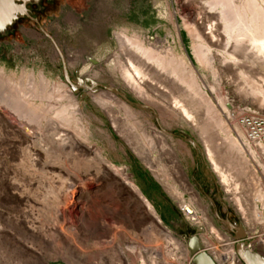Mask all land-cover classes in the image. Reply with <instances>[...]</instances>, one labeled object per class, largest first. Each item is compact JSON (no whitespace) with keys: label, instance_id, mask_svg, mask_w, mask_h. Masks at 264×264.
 Returning a JSON list of instances; mask_svg holds the SVG:
<instances>
[{"label":"rangeland","instance_id":"obj_1","mask_svg":"<svg viewBox=\"0 0 264 264\" xmlns=\"http://www.w3.org/2000/svg\"><path fill=\"white\" fill-rule=\"evenodd\" d=\"M191 1L56 0L39 24L52 34L61 48L71 78L76 69L79 76L114 85L135 100L142 101L126 86L112 64L114 54L129 52L128 43L120 37L121 31L128 35L138 34L151 48H157L156 51L163 54L172 51L178 59L193 66L198 86L204 92H191L189 101L200 125L208 123L210 126L204 136L211 141L208 140L218 165L216 168L208 161L206 164L210 168L203 170L204 176L208 181L216 179L218 195L230 215L242 223L244 229H252L256 221L255 217L250 218L252 209L249 208L255 193H264V165L243 141L234 117L239 107L246 105L264 113V68L259 67L262 55L255 53L246 42L237 47H233V43L226 44L225 37L220 35L221 28H209L214 21L212 18L207 20L204 32L209 39L207 55L214 73L198 66L185 29L187 23L193 22ZM230 51L234 52V59L227 57ZM59 66L58 56L35 24L28 22L21 33L0 39V264H141L136 250L151 248L154 244L161 249L166 245L167 240L154 230L161 233L168 230L176 238L173 239L183 244L187 257L183 263L187 264L191 256L181 233L192 232L195 227H200L197 235L203 247L206 248L205 241H209L217 246L218 253L228 252L213 227L207 200L189 182L194 157L189 144L161 132L149 113L126 103L133 116L127 113L128 118L123 115L126 117L121 119L116 111L121 114L126 111L118 103L119 109L101 106L92 99L91 93L95 92L91 91L79 98L82 90L77 93L70 90ZM149 66L151 74L166 76L174 89L186 88L172 73L152 61ZM20 75L25 79L24 91L16 96L14 90L17 88L9 81ZM47 84L50 87L53 84L56 98L54 95L49 98L41 89ZM37 88L43 95L35 94ZM67 89L70 96L65 94ZM57 93L75 98L79 115L73 125H77V132L55 118V109L66 101ZM113 95L115 100L123 102ZM151 100L164 108L159 100L153 97ZM33 103L36 108L25 116L26 108ZM149 104L155 109L162 127L176 134L189 132L203 149L201 134L187 121ZM109 124L126 145L113 138ZM144 128L147 132L154 130L162 139L144 133ZM234 139L240 145L236 151L231 150ZM240 161L246 171L242 175L236 169ZM133 167L137 168V173ZM221 171L227 179L222 178ZM147 172L158 182L155 185L158 193L149 190L142 180L140 175ZM120 174H126L139 191L145 186L149 194L140 192L152 205L159 223ZM165 185L175 186L177 193L170 192ZM176 194L192 202L198 216L202 210L205 222L197 224L189 219L180 208ZM258 202H255L257 206ZM166 204L180 213L165 210ZM156 205L168 212L170 222L162 220ZM215 224L225 229L223 223ZM150 231L153 237L149 236ZM205 250L217 264H223L213 252ZM159 259V264H165L163 256ZM167 260L177 264L173 256Z\"/></svg>","mask_w":264,"mask_h":264},{"label":"bare ground","instance_id":"obj_2","mask_svg":"<svg viewBox=\"0 0 264 264\" xmlns=\"http://www.w3.org/2000/svg\"><path fill=\"white\" fill-rule=\"evenodd\" d=\"M191 2L193 4V7L191 8V11H190V19L193 22L192 24L187 23L185 25V29L190 37V47L195 57L196 64L198 66L207 68V70H209L211 73H214V67L211 64V58L207 55V51L209 49L207 45L208 43L207 40L209 39H207L208 38L207 33L204 32V28L207 23V20H210L213 18L214 21L210 23L209 28H211L212 26L216 28H221L222 31L220 35H223L225 37V41H226L225 43L226 44L233 43V47H237L243 42H246L247 45H249V47L253 49V51L255 50V53H260L262 55V57L260 58L262 60L259 63V67L261 69L264 68V0H192ZM209 13H213V16H210ZM210 33L213 35L212 30H210ZM120 37H122L126 41V43H128L129 52L126 54L123 53V55H120V53L114 54L112 64L114 65V67H116L119 70L123 80L126 82V86L135 94L136 97H138L139 99H142V102L147 103V104L153 103L159 109L161 108L165 111L167 110V112L170 111V113H173L174 115L180 117L185 122L187 121L195 130H197L201 134V137H202L201 141H203V144H204L203 149H204L206 158L212 165H214V167L217 168L218 165L213 157L212 144L208 142V140L210 141V139L209 138L207 139V136H204V134H206L208 131L209 124L205 123L203 125H200L201 122L197 120L198 117L195 114L193 105L189 101V97L191 98V94H190L191 92H196V93L198 92L197 94L201 92L203 94L204 92L198 86L197 77H196L194 69L192 68L193 66L191 67L190 65L186 64L184 61L178 59V57L175 55L176 53L174 54L172 51L170 53H164V54L160 50L156 51L157 48L156 49L151 48V46H149L150 44L145 43L141 39L142 37L140 38L138 34L128 35L126 32L121 31ZM226 54H227V57H229L230 59L232 58L234 59V52L230 51ZM151 61L155 63L158 67L167 70L169 73H172L175 79H177L182 84H184L186 88H184L183 90L182 89L176 90L173 88V86L171 87L169 85V82L166 76H163L162 74L160 75L158 73L151 74L150 66H149V62ZM66 64H67V61H66ZM80 71L82 72V70ZM22 76L23 75L18 76V78H12L9 81L11 86L17 88L14 90L16 96L17 94L19 95L23 93L24 91V88L22 89V84L24 83L25 79ZM31 76H33V74H31ZM170 83L173 85V82H170ZM44 87L45 88H41V89H43V91L45 90L46 96H48L49 98L50 96L54 95V93H56L55 89L53 88V84H52V87L48 86V84ZM41 89L39 90L40 92H41ZM39 91L37 88L35 91V94L39 93ZM60 93L59 94L57 93L59 98L61 99L65 98L66 101H64V103H62V106H59L58 109H55L53 114L55 115V118L57 117L59 119L61 124L73 127V129H75L77 132L78 131L77 125H73V121L78 117L77 115H79V108L76 103V100L75 98H70L67 96L69 95L67 94L69 93V90L68 92L65 93L67 95L65 94L63 95V93L60 95ZM39 94H42V93H39ZM91 97L94 101L96 100V102L101 104V106L106 105V106H111L114 108L117 107L119 109L118 105H116V103H118L120 107H123L124 111H126L125 113L123 112L122 114L120 113L121 111H118V110L116 111L117 112L116 114L117 115L119 114L118 116L121 117V119L125 118L127 116L126 115L127 113L129 114L131 113V111L127 108L125 103L121 101L119 102V100L117 101V99L116 100L114 99V95L112 93L99 91V92L91 93ZM151 97L159 100L164 105L165 109L163 107H160L157 103L152 102ZM31 102H33V100ZM35 108H36V105H34L33 103L32 106H28V109L26 108L27 111L25 110L26 113H23V114L26 116L30 113V111H33ZM139 114H141V112ZM113 115L115 114L113 113ZM123 115H126V116L124 117ZM131 115L133 116L132 113ZM207 119L210 120L209 118ZM112 121L113 123H115L116 118L113 119ZM136 122L138 123V125H140L139 120ZM131 125H133V122ZM224 127H221L222 128L221 130H224ZM142 131H144V133L147 132L145 128ZM223 132H225V130ZM147 133H149L152 136L153 135L159 136V137L161 136L160 134L155 133L154 130L151 132H147ZM149 146H153V145H149ZM149 146L147 147L149 148ZM239 146H240L239 143L236 142L234 139V141H232V144H231V150H235V151L239 150ZM138 148H139V145L137 149ZM142 148L144 147L142 146ZM147 151H149V149ZM143 160L152 166V164L148 162V160L146 159H143ZM236 169L239 175H242L246 172L245 166L243 162L241 161L239 164H237ZM219 173L222 174L221 176L223 179H227L226 178L227 175L224 172L221 171ZM120 175L125 178L124 179L125 182L128 183L131 186V188L137 193V195L142 199V202L146 205L147 209L149 210V213H151L155 217V221L159 223L160 222L159 217L157 216L150 202L139 191L138 187L132 181H129V179L126 177V174H120ZM166 187L170 190V192L177 193L178 191L176 188H174L175 186L174 187L166 186ZM255 194L256 196L254 197V200L251 201L252 202L251 208H249V209H252V211H250V218L252 216L255 217L254 221H256V219L259 217L258 216L259 211H258V208L255 202L256 201H259L261 203L264 202L263 192L260 191ZM175 198L179 201L180 208L189 217V219L196 222L197 224H201L205 222V216L203 215L202 210H201V215L198 216L194 208L195 205L193 206L192 202L186 201L185 199L182 198L181 195H177V194ZM157 231L154 230V233H156L160 238L162 237L163 239L167 240V241L165 240L166 245H164V247L161 248L162 250L159 248L157 249L155 247L156 246L155 244L152 245L151 248L145 247L144 249H141L140 247V250L138 249V246L134 245L135 248L139 250V251L136 250V253H138L141 258L140 260V262L142 261L141 264H145V263L146 264H159L161 263V260L159 259L161 256L164 257L163 262L165 264H173V262L171 263L170 261L167 260L169 256L174 257V260H173L174 263L184 264L183 259L187 257H186V248L183 246V244L179 242V240L176 241L175 240L176 238L174 236L173 237L175 239H173V237L170 235L168 230H166L165 232L162 231L164 233H161L160 231L157 232ZM152 232H153V229H152ZM152 232L150 231V235H149L150 237H153ZM205 243H206V248L209 249L211 253L213 252L221 263L239 264L227 240L221 243L223 248L229 249V251L226 253H218L216 251L217 246L210 243L209 241H205ZM206 248L205 246L203 247V245H201V249L205 251L211 257V259L213 260L215 264H217L214 261L213 257L205 250ZM176 251H179V253ZM142 254L144 255L143 259H142V256H143ZM190 262H188L187 264H193Z\"/></svg>","mask_w":264,"mask_h":264},{"label":"water","instance_id":"obj_3","mask_svg":"<svg viewBox=\"0 0 264 264\" xmlns=\"http://www.w3.org/2000/svg\"><path fill=\"white\" fill-rule=\"evenodd\" d=\"M9 22L10 20L8 19V23ZM37 28L39 32L48 40V42L51 44L52 48L54 49L56 55L58 56L59 63H60V66H59L60 74L63 80L69 85L70 90L74 93H77L80 89L82 90L78 95L79 98L86 96L87 91L97 92L99 90H102L108 93L115 94L119 96L123 100V102L126 103L127 105L149 113L155 125L159 128L161 132L168 134V135H172V136L177 135L171 130H167L160 125L158 121V115L155 109L151 105L144 103L142 101L127 97L125 93L121 91L120 89H118L116 86L110 85V84H103V83L94 81L88 76L81 77L78 75L76 69L74 70L73 78H71L68 72L66 58L61 48L58 46V44L54 40L52 34H50L40 24H37ZM88 60L92 63L96 62V60H94L93 58H88ZM109 132L112 134L113 138L117 140H122L110 124H109ZM182 135H183L182 138L186 140L192 147L198 148L200 151V154L203 156L202 149L198 146V144L188 134L182 133ZM207 199L211 202V199L208 196H207ZM213 214L223 223L226 231H228L229 234L233 238L240 239L244 236V227L235 218L228 220L225 216L219 217L217 216L215 212ZM199 231H200V227H195L192 229V232L185 231L181 233V236L183 240L185 241L186 247L190 253L191 261L193 264H215L213 260L211 259V257L205 251L201 249V244L199 242V238L197 235ZM243 245H244L243 241L240 240L235 243V247H234L237 256L239 257V259L241 260L243 264H264V257L261 254H259L258 252L249 251L245 249ZM56 264H63V263H56Z\"/></svg>","mask_w":264,"mask_h":264},{"label":"flooded vegetation","instance_id":"obj_4","mask_svg":"<svg viewBox=\"0 0 264 264\" xmlns=\"http://www.w3.org/2000/svg\"><path fill=\"white\" fill-rule=\"evenodd\" d=\"M8 1L0 0V25H2L0 26V39L9 38L13 35H16L17 33H21L22 29L26 28L28 22L35 24V26H37V24H39L40 22L39 20L41 19V17L47 15V13L53 8L56 2V0H8ZM8 19L10 20L9 23H8ZM72 59L74 60V58ZM183 133L188 134L202 149V146L200 145L199 142H197L194 136H192L189 132L187 133L183 132ZM174 136L181 138L185 143L189 144L186 140L182 138L183 137L182 134H177ZM189 146L192 149L194 157H193L192 168L189 170L188 179L191 185L196 189L198 194L203 196L207 200V204L211 211L212 224L214 226H217L215 222H221L213 214L214 212L219 217L225 216L228 220L233 219V217L229 213V210L225 202L220 200V197L217 192L219 185L215 184L216 179L215 180L211 179L210 181H208L204 176L203 170L208 171V169L210 168V166L206 164L208 163L207 158L205 156L203 157L200 154L198 148H194L190 144ZM133 169L134 172L137 173L136 171L137 168L133 167ZM140 176L147 187L149 185L152 191L158 193V189L155 188V185L157 183L148 172L144 175L141 174ZM209 185H211V187H209ZM148 189L150 190V188ZM140 191L144 195L149 194L145 186L140 187ZM207 196L211 199V202L207 199ZM166 205L164 206L165 210L173 213L175 212L169 204ZM156 206L159 211V216L162 218V220H166L167 222H170V220L167 219L168 212L165 213L164 211L159 209L158 205ZM176 212L178 214L179 211L176 210ZM176 212L174 214H176Z\"/></svg>","mask_w":264,"mask_h":264},{"label":"built area","instance_id":"obj_5","mask_svg":"<svg viewBox=\"0 0 264 264\" xmlns=\"http://www.w3.org/2000/svg\"><path fill=\"white\" fill-rule=\"evenodd\" d=\"M234 124L240 128L243 141L254 151L256 158L264 165V113L252 106H240L234 117ZM258 218L252 229H244V236L233 238L226 229L213 226L223 242L227 240L239 264H243L235 252V243L243 241V247L258 252L264 257V202H258ZM242 224V223H241ZM243 225V224H242ZM243 227H245L243 225Z\"/></svg>","mask_w":264,"mask_h":264},{"label":"crops","instance_id":"obj_6","mask_svg":"<svg viewBox=\"0 0 264 264\" xmlns=\"http://www.w3.org/2000/svg\"><path fill=\"white\" fill-rule=\"evenodd\" d=\"M148 188H150V190H151V187L148 185ZM152 191V190H151ZM153 192V191H152Z\"/></svg>","mask_w":264,"mask_h":264},{"label":"snow or ice","instance_id":"obj_7","mask_svg":"<svg viewBox=\"0 0 264 264\" xmlns=\"http://www.w3.org/2000/svg\"><path fill=\"white\" fill-rule=\"evenodd\" d=\"M0 26H2V25H0Z\"/></svg>","mask_w":264,"mask_h":264},{"label":"trees","instance_id":"obj_8","mask_svg":"<svg viewBox=\"0 0 264 264\" xmlns=\"http://www.w3.org/2000/svg\"><path fill=\"white\" fill-rule=\"evenodd\" d=\"M147 180V179H146Z\"/></svg>","mask_w":264,"mask_h":264}]
</instances>
